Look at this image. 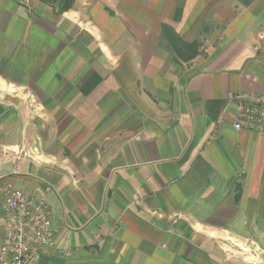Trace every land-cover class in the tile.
<instances>
[{"label": "crops", "instance_id": "obj_1", "mask_svg": "<svg viewBox=\"0 0 264 264\" xmlns=\"http://www.w3.org/2000/svg\"><path fill=\"white\" fill-rule=\"evenodd\" d=\"M72 6L0 0V214L8 186L48 207L32 264H264V134L233 128L264 2Z\"/></svg>", "mask_w": 264, "mask_h": 264}, {"label": "built area", "instance_id": "obj_2", "mask_svg": "<svg viewBox=\"0 0 264 264\" xmlns=\"http://www.w3.org/2000/svg\"><path fill=\"white\" fill-rule=\"evenodd\" d=\"M256 41L253 52L264 60V22L258 30ZM234 101V130L264 134V94L238 92ZM0 220V264H32L42 247L53 245L50 211L37 197L8 186Z\"/></svg>", "mask_w": 264, "mask_h": 264}, {"label": "trees", "instance_id": "obj_3", "mask_svg": "<svg viewBox=\"0 0 264 264\" xmlns=\"http://www.w3.org/2000/svg\"><path fill=\"white\" fill-rule=\"evenodd\" d=\"M40 1L48 2L52 5L55 4L57 6V13L59 14L68 11L71 7H73L72 5L74 2V0H58V1L40 0ZM166 40H167L168 46L184 62L192 60L197 55V49H198L197 43H192V44L182 43V41L179 40L177 35L171 30L167 31ZM188 50L190 52V56L185 57V55L183 54V51L188 52Z\"/></svg>", "mask_w": 264, "mask_h": 264}, {"label": "rangeland", "instance_id": "obj_4", "mask_svg": "<svg viewBox=\"0 0 264 264\" xmlns=\"http://www.w3.org/2000/svg\"><path fill=\"white\" fill-rule=\"evenodd\" d=\"M50 1H53V0H50ZM55 1V0H54ZM56 1H58V0H56Z\"/></svg>", "mask_w": 264, "mask_h": 264}]
</instances>
